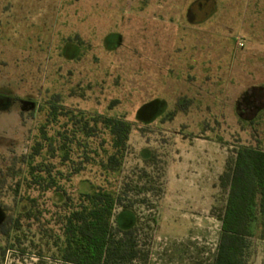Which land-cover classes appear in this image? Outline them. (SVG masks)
<instances>
[{"label": "rangeland", "instance_id": "1", "mask_svg": "<svg viewBox=\"0 0 264 264\" xmlns=\"http://www.w3.org/2000/svg\"><path fill=\"white\" fill-rule=\"evenodd\" d=\"M101 117L131 125L115 171ZM238 145L264 148V0H0V264H63L65 198L96 189L148 264H212Z\"/></svg>", "mask_w": 264, "mask_h": 264}, {"label": "trees", "instance_id": "2", "mask_svg": "<svg viewBox=\"0 0 264 264\" xmlns=\"http://www.w3.org/2000/svg\"><path fill=\"white\" fill-rule=\"evenodd\" d=\"M51 114H55L54 107ZM100 120L110 136L111 147L103 166L115 171L127 147L131 125L122 118L101 117ZM38 151L36 147L33 154L37 155ZM232 153L218 177L225 199L216 215L220 228L212 264H246L251 240L264 242V148L238 145ZM53 186L51 180L44 190ZM125 195L124 189L114 194L96 189L79 193L75 204L65 198L64 212L58 221L59 244L55 242L60 262L148 264V245L139 240L141 226L121 228L113 223L117 209L133 210L134 204ZM32 204L34 200L24 214L27 218L34 216Z\"/></svg>", "mask_w": 264, "mask_h": 264}, {"label": "crops", "instance_id": "3", "mask_svg": "<svg viewBox=\"0 0 264 264\" xmlns=\"http://www.w3.org/2000/svg\"><path fill=\"white\" fill-rule=\"evenodd\" d=\"M217 242H218V238L216 244L214 245L213 258L215 256ZM263 261H264V242L260 240L252 239L250 242V247L247 251L246 264H263Z\"/></svg>", "mask_w": 264, "mask_h": 264}, {"label": "built area", "instance_id": "4", "mask_svg": "<svg viewBox=\"0 0 264 264\" xmlns=\"http://www.w3.org/2000/svg\"><path fill=\"white\" fill-rule=\"evenodd\" d=\"M241 45V44H240Z\"/></svg>", "mask_w": 264, "mask_h": 264}]
</instances>
